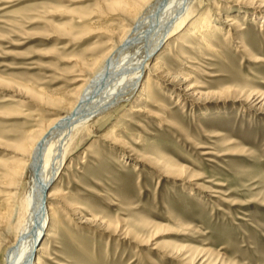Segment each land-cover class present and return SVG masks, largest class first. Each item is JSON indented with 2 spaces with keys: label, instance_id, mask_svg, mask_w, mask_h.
Segmentation results:
<instances>
[{
  "label": "rangeland",
  "instance_id": "374dc122",
  "mask_svg": "<svg viewBox=\"0 0 264 264\" xmlns=\"http://www.w3.org/2000/svg\"><path fill=\"white\" fill-rule=\"evenodd\" d=\"M137 1L0 0V264L30 147L76 102ZM256 10L193 1L184 28L151 59L164 73L146 72L130 100L73 138L50 189L54 237L43 233L32 264H264ZM207 23L214 36L188 37Z\"/></svg>",
  "mask_w": 264,
  "mask_h": 264
},
{
  "label": "bare ground",
  "instance_id": "6f19581e",
  "mask_svg": "<svg viewBox=\"0 0 264 264\" xmlns=\"http://www.w3.org/2000/svg\"><path fill=\"white\" fill-rule=\"evenodd\" d=\"M193 1L139 0L135 6L123 10L126 15L123 35L112 44L94 73L85 79L76 102L67 111L63 106L66 112L63 111L29 149L27 164L21 167V171L27 173V189L13 202L14 209L18 210V220L8 230L13 235V243L3 252V264H32V259L43 251L36 248L43 233L50 229L49 238L54 237L52 231L58 219L50 189L63 167L73 138L85 131L90 122L130 100L146 72V77H150L154 69L155 74L164 73L160 70V59L150 66L151 59L184 28ZM234 1L243 4L244 8L257 9L256 13L264 16V2ZM234 22L233 18H227L222 24L235 27ZM209 28L212 29L207 34ZM218 29L207 23L191 28L188 37L203 39L207 35L214 36ZM166 77H170L168 73ZM20 173L15 174L16 179L22 176ZM39 263L40 260L36 262Z\"/></svg>",
  "mask_w": 264,
  "mask_h": 264
}]
</instances>
